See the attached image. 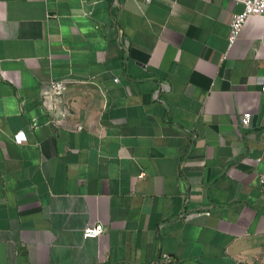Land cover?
Wrapping results in <instances>:
<instances>
[{"label":"crops","instance_id":"1","mask_svg":"<svg viewBox=\"0 0 264 264\" xmlns=\"http://www.w3.org/2000/svg\"><path fill=\"white\" fill-rule=\"evenodd\" d=\"M242 11L0 0V264H264V17L230 47Z\"/></svg>","mask_w":264,"mask_h":264},{"label":"built area","instance_id":"2","mask_svg":"<svg viewBox=\"0 0 264 264\" xmlns=\"http://www.w3.org/2000/svg\"><path fill=\"white\" fill-rule=\"evenodd\" d=\"M138 1H141L145 4H150L154 0H138ZM232 1L241 4L243 6V11L233 16L231 23V35L229 38L230 47H232V45L241 36L245 22L249 17L251 16L264 17V0H232ZM115 81L118 82L119 80L116 79ZM51 87L53 93L56 96L62 95L64 89L62 83L53 81L51 83ZM262 89L264 90V85H262ZM251 119H252L251 113H246L242 120V126L249 127L251 124ZM14 141L19 145L24 144L26 142L25 134L22 132L17 133L14 136ZM259 180H260L261 194L264 198V173L260 174ZM200 215L209 216L210 212H204ZM104 231H105L104 226L100 223L96 225H88L87 227H85L83 231V237L84 239H96L100 237L104 233Z\"/></svg>","mask_w":264,"mask_h":264}]
</instances>
